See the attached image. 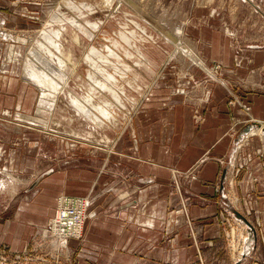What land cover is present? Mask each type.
<instances>
[{
    "label": "rangeland",
    "instance_id": "374dc122",
    "mask_svg": "<svg viewBox=\"0 0 264 264\" xmlns=\"http://www.w3.org/2000/svg\"><path fill=\"white\" fill-rule=\"evenodd\" d=\"M115 1L0 0V142L18 148L17 164L20 166L12 172L2 164L0 180L8 179L10 174L15 175L20 183L32 179L33 194L40 181L37 178L54 169V172H62L63 191L71 196L87 197L88 170L103 163L105 150H111L122 139L125 146L136 144L130 125L137 114L143 112L146 116L154 110L162 114L178 111L174 110V103L177 104L175 101L179 98L174 96L180 95L187 105L183 104L181 110L190 107L194 124L198 126L206 121V104L211 95L209 85L222 79L225 67L219 60L206 66L210 61L203 56L205 41H214L222 47L223 35L227 36L234 42L236 52L243 55L250 50L251 61L264 66V0H118L114 6ZM67 26L69 29L64 31L65 51L69 50L72 55L62 52L66 68L62 65L60 70L67 75L62 77L65 80L56 78L61 88L55 96L50 86L41 84L50 79L46 58H61V55L54 56L59 48L54 46L55 35H58L55 33ZM144 26L147 32L143 31ZM210 26L216 28L214 34ZM91 49L102 60L105 58L111 73L115 72V66L124 68L126 78L117 74L121 83L116 84L128 86L123 90L125 102L97 86L89 75L93 70L108 77L104 65L88 62ZM258 52L262 55L259 56ZM62 53L58 50V54ZM25 65L27 69L31 68L29 71L40 85L23 78ZM157 66L159 69L154 70ZM100 75L98 77L104 79ZM24 80L28 85L23 84ZM12 87L15 88L10 89ZM24 90L27 100L32 99V103L21 97ZM29 91L32 96L27 95ZM230 92L233 96V90ZM9 95L13 96L11 103H7L9 98L12 99ZM70 95L82 105L91 107L93 115L96 113L105 123H96L79 115ZM110 98L113 105L107 103V108L116 116L113 121L105 111L96 107L102 100ZM235 101L236 98L231 97L229 104L235 106ZM242 108L246 112L250 110L247 105ZM257 122L258 127L264 123ZM161 123L160 140L163 142L169 120L161 119ZM232 133H237V129L233 128ZM28 150L32 158L27 161L30 166L24 167L22 162L27 160L24 153ZM198 167L195 165L188 171L176 169L173 173L176 186L180 185L181 178L192 177ZM50 185L55 188L54 184ZM90 214L88 210V216ZM227 217L230 219L227 239L231 252L235 248L232 233L238 234L234 236L238 250L235 248L236 254L233 255L237 258L238 253L242 255L240 246L246 236L245 226L235 219L233 213ZM38 235H34L26 249L24 246L19 248L18 251L25 249V253L0 245V260L8 264H81L78 259L82 256L80 251L76 250L75 254L73 250L70 253L65 251L63 254L62 248L68 240L54 236L50 227ZM85 236L86 230L79 239L83 240Z\"/></svg>",
    "mask_w": 264,
    "mask_h": 264
},
{
    "label": "crops",
    "instance_id": "0c3cea01",
    "mask_svg": "<svg viewBox=\"0 0 264 264\" xmlns=\"http://www.w3.org/2000/svg\"><path fill=\"white\" fill-rule=\"evenodd\" d=\"M205 44L206 66L219 60L225 67L222 79L209 85L206 121L196 126L190 107L181 110L187 105L180 95L174 96L178 111L137 114L130 125L136 144L125 146L122 139L105 150L103 163L88 170L86 236L68 239L63 254L79 250L81 264H264V127L257 122L264 121V66L251 61L250 50L241 57L227 36L222 47ZM161 119L169 120L163 142ZM250 124L256 126L246 131ZM17 150L0 142V167L17 171ZM29 154L24 153V167L30 166ZM195 165L194 175L176 186L174 171ZM7 177L0 180V245L17 252L50 227L65 183L62 172L51 169L37 178L32 194V179L20 183L15 175ZM230 212L246 231V251L238 260L228 246Z\"/></svg>",
    "mask_w": 264,
    "mask_h": 264
},
{
    "label": "bare ground",
    "instance_id": "6f19581e",
    "mask_svg": "<svg viewBox=\"0 0 264 264\" xmlns=\"http://www.w3.org/2000/svg\"><path fill=\"white\" fill-rule=\"evenodd\" d=\"M117 1L118 0H116L115 1V4H114V6L116 5V3H117ZM120 1V0H119ZM254 3V2H253ZM255 4V3H254ZM257 7V6H256ZM112 10V9H111ZM133 21V20H132ZM136 23L137 24H139V22L138 21H136ZM140 25V24H139ZM148 26V25H147ZM144 30L143 31H145V32H147V27L146 26H144ZM69 29V27L67 26V27H62V30L58 33V32H56L55 34H58V35H55L56 37L54 38L55 39V43H54V46H57V47H59V48H56V51H55V53H54V56H60L61 58L60 59H57V57H54V58H51V59H48V58H46L47 60H48V62H47V66H48V70H47V73H48V76H49V78L51 79V78H53V77H55V81H50V79H49V82H44V84H41L42 86H45V87H47V86H50L49 88H51L52 90H54V91H52L53 93H54V95L56 96V93L58 92V88L60 87V85H59V83H58V80L59 79H61L64 75H67L66 74V72L64 71V70H60V68L62 67V65H64L63 67H65L66 68V62L64 61V57H63V53L62 52H64L65 54H67V55H72V52H69V50L68 51H65V43H64V31H67ZM182 31V30H181ZM2 33V32H1ZM135 33V32H134ZM9 34V33H8ZM13 35V34H12ZM11 35V36H12ZM172 35V34H171ZM9 36V35H8ZM3 37V36H2ZM13 37V36H12ZM173 37H175V38H177L175 35L173 36ZM172 37V38H173ZM16 39V38H15ZM74 39L76 40V38L74 37ZM77 39H79V38H77ZM168 39L169 40H171L169 37H168ZM174 39V38H173ZM155 40V39H154ZM175 40V39H174ZM36 41V40H35ZM81 41V40H80ZM80 41H78V42H80ZM177 41V40H176ZM60 42H62L61 43V45L60 46H58V44L60 43ZM167 42H169V41H167ZM118 45V44H117ZM177 45V44H176ZM177 47L178 48H180V49H182L179 45H177ZM185 48H187L188 50L190 49V48H188V47H185ZM95 50H97L96 49V47L94 48ZM94 49H91L90 50V53L88 52V55H87V57H88V62L90 63V64H101L102 66L104 65L105 67H106V69L104 70L105 71V73L107 74V78L106 77H104L103 75H100L99 73H97L96 71L94 72L93 70H91L90 71V73H89V75L91 76V78L94 80V82L96 83V85L97 86H99L100 88H105L106 90H109L108 92H110L111 93V95H113V96H115L119 101H121V102H125V99L123 98V90L125 91L126 90V84L125 85H123V84H121V86H119L118 84H120L121 83V81H119L118 79V76L116 77V75L118 74L119 76H121V78L123 77V78H126V74H125V71L122 69V67L120 68V67H117V66H115L114 67V73H111L110 71H109V68H108V66H110L107 62H106V60H105V58L102 60L99 56H97V55H95V50ZM58 50L59 51H61V53L62 54H58ZM164 50V49H163ZM175 51V50H174ZM178 51V50H177ZM67 52V53H66ZM98 52H96V54H97ZM184 53V52H183ZM185 54V53H184ZM187 54V53H186ZM47 55V54H46ZM178 55V54H177ZM85 56V55H84ZM176 56V55H175ZM200 57V56H199ZM198 59V58H197ZM69 60H70V58H69ZM84 60H87V59H84ZM100 60H102V62L104 63H101L100 62ZM57 63L60 65L61 64V66L59 67V65L57 66ZM167 64V63H166ZM27 65V64H26ZM26 65H25V68L23 69V71H22V76H23V78L24 79H27V80H31L32 82H34V83H36L37 85H40V83H38L37 81H36V79H35V77L32 75V71L30 72L29 71V69H31V68H29V69H27L26 68ZM59 67V68H58ZM100 67V66H99ZM100 68H102V67H100ZM118 69V70H117ZM52 71V72H51ZM99 71H100V69H99ZM98 71V72H99ZM103 71V70H102ZM106 74H104V75H106ZM55 75V76H54ZM98 75H100L101 77H103L104 79H102V78H100V77H98ZM61 77V78H60ZM65 77V76H64ZM58 80H57V79ZM108 78H110L109 80L110 81H108ZM62 79H64V78H62ZM66 79V78H65ZM64 79V80H65ZM92 79H90V80H92ZM67 80H68V78H67ZM112 81L114 82V84H110V83H112ZM33 83V84H34ZM51 83H52V85H51ZM116 83H118V84H116ZM35 85V84H34ZM37 85H35V86H37ZM63 85V84H62ZM128 87V86H127ZM61 88V87H60ZM64 88V87H63ZM118 88H120V89H118ZM125 88V89H124ZM65 90V89H64ZM63 91V90H62ZM67 92V91H66ZM69 92V91H68ZM65 93V92H64ZM70 93V92H69ZM72 95V94H71ZM70 95V96H71ZM74 95V94H73ZM90 96V95H89ZM41 97H42V95H41ZM115 97H114V99H115ZM70 99H71V101L74 103V105H75V108H76V110L78 111V114L79 115H81V116H85L86 118H89V119H91V120H93V121H96V123H98V122H102V123H105V121L103 120V119H100L98 116H96V113H95V115H93V112H92V110H90L91 109V107H86L85 105H82L81 103H79V101H77V99H75V97H73V96H71L70 97ZM107 103L108 104H111V105H113V102H111V98L110 99H105V100H102V102H100V103H98V105H97V103L95 104V106L97 107V109L98 110H103V111H105L106 112V114L105 115H107L108 114V116H109V119L111 120V121H113V119H116V116H114L113 114H111L112 112L111 111H109V108H107ZM118 103H120V102H118ZM117 103V104H118ZM126 103H127V101H126ZM122 104V103H121ZM120 104V105H121ZM96 109V108H95ZM95 112V111H94ZM111 112V113H110ZM130 112V111H129ZM100 116V115H99ZM129 119H130V117H129ZM104 121V122H103ZM115 122V121H114ZM93 126V125H92ZM48 129V128H47ZM48 131V130H47ZM49 132V131H48ZM65 132V131H64ZM66 135V134H65ZM101 139H103V138H101ZM88 140V139H87ZM111 146V145H110ZM233 230V229H232ZM235 232V231H234ZM242 232V231H241ZM232 235H233V233H232ZM238 234L237 233H235L234 234V236H237ZM241 235H242V233H241ZM240 235V236H241ZM244 236V235H243ZM245 237V236H244ZM239 239V238H238ZM244 239V238H243ZM237 241V239L236 240H234L233 239V247H237V243H235ZM242 242V241H241ZM242 247H243V243L241 244V246H240V252H242ZM237 249V248H236ZM238 250V249H237ZM236 254V253H235ZM236 256V255H235ZM242 259V258H241ZM50 260V259H49ZM5 263V262H4ZM8 264V263H7Z\"/></svg>",
    "mask_w": 264,
    "mask_h": 264
},
{
    "label": "built area",
    "instance_id": "2783aa9c",
    "mask_svg": "<svg viewBox=\"0 0 264 264\" xmlns=\"http://www.w3.org/2000/svg\"><path fill=\"white\" fill-rule=\"evenodd\" d=\"M263 125L264 123L261 127H264ZM90 204L91 199L88 196L61 194L58 198L56 213L50 226L54 236L64 241H67L70 238H82ZM232 236L234 239V231ZM246 239L247 238L243 239L242 255H239L238 253L237 260L244 255ZM233 252H235V248ZM0 262L4 261L0 260Z\"/></svg>",
    "mask_w": 264,
    "mask_h": 264
},
{
    "label": "water",
    "instance_id": "95a60500",
    "mask_svg": "<svg viewBox=\"0 0 264 264\" xmlns=\"http://www.w3.org/2000/svg\"><path fill=\"white\" fill-rule=\"evenodd\" d=\"M256 126V124H250L247 128H246V131H250V129L252 128V126ZM246 245V244H245ZM246 251V246L244 248V253ZM0 264H7V263H4V262H0ZM236 264H240V261H238Z\"/></svg>",
    "mask_w": 264,
    "mask_h": 264
}]
</instances>
